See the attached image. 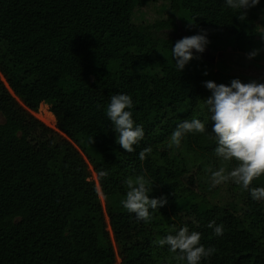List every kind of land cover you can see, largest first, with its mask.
<instances>
[{
	"label": "trees",
	"instance_id": "1",
	"mask_svg": "<svg viewBox=\"0 0 264 264\" xmlns=\"http://www.w3.org/2000/svg\"><path fill=\"white\" fill-rule=\"evenodd\" d=\"M158 2L165 19L137 20ZM238 15L225 0H0V264H186L155 243L184 226L216 249L200 264H264V201L232 182L226 202L205 198L189 185L183 156L229 167L215 156L203 82L251 80L194 51L179 72L178 40L162 35L179 21L187 36L206 30V48L248 54L259 49L264 0L245 21ZM118 93L131 96L126 110L144 129L135 150L152 148L143 161L116 143L106 116ZM41 103L54 127L35 116ZM194 118L206 132L168 147L177 125ZM136 175L153 181L150 198H167L148 223L120 204ZM251 186L264 187V176ZM212 220L222 236L207 227Z\"/></svg>",
	"mask_w": 264,
	"mask_h": 264
},
{
	"label": "clouds",
	"instance_id": "2",
	"mask_svg": "<svg viewBox=\"0 0 264 264\" xmlns=\"http://www.w3.org/2000/svg\"><path fill=\"white\" fill-rule=\"evenodd\" d=\"M259 3L260 0H225L226 6L237 12L238 19L242 22L247 18V10ZM260 35L264 37V33ZM208 43L207 32L203 29L199 34L176 41L172 47L176 69L182 71L194 58L193 50L203 53ZM259 51L260 49H254L248 53V58L255 57ZM203 83L211 93L203 100L210 113L211 134L216 140L215 156L229 165L210 170L211 185L215 187L232 182L248 191L253 200L264 201V187L251 186L255 179L264 176V83L255 80L244 83L239 79H233L230 86L211 80ZM132 107L131 96L118 93L110 97L105 109L116 133V143L128 153L135 151L134 145L145 135L143 127L135 124L132 112L126 110ZM205 132L206 125L200 119L184 120L171 133L169 147H179L187 133ZM151 152V147L143 148L139 152V159L143 161ZM107 175L106 171L100 172L101 177ZM125 184L127 191L120 204L129 213L135 214L139 221L151 222L150 210H158L167 203L165 196L149 197L154 183L144 175L129 177ZM207 227L213 229L215 236L224 234L223 224L217 225L215 220L210 221ZM200 240L199 232L190 231L184 226L175 234H168L155 243L160 247L167 245L170 252L177 254L175 258L179 261L200 264L202 258H208L216 251L214 247L206 248L200 244Z\"/></svg>",
	"mask_w": 264,
	"mask_h": 264
},
{
	"label": "rangeland",
	"instance_id": "3",
	"mask_svg": "<svg viewBox=\"0 0 264 264\" xmlns=\"http://www.w3.org/2000/svg\"><path fill=\"white\" fill-rule=\"evenodd\" d=\"M163 3H157L155 5L143 7L136 12L137 20H148L150 22L165 19L167 17V11L164 9ZM257 41L259 42V55L257 58H248V54L237 49H234L231 44H225L223 47L206 48L203 53H199L208 61L213 60L211 63H215L217 60L222 61L228 67V72L232 74H238L248 77L251 81L264 83V37L260 34L264 33V20L260 18L257 21ZM162 35L174 37L177 40L187 36L184 29L179 25V21H176V28L164 30ZM196 52L195 50H193ZM198 53V52H197ZM35 116L43 123L50 127L55 126L54 115L49 111L48 105L41 103L38 107ZM170 138L167 140V146L169 147ZM176 147V146H172ZM181 148V146L177 147ZM182 149V148H181ZM135 152H140L137 149ZM187 167L189 169V175L193 177L189 185L205 198L214 202H226L229 200L226 195V183L213 187L210 182V170H215L212 165L207 162V159L201 154L184 153ZM94 177V176H93Z\"/></svg>",
	"mask_w": 264,
	"mask_h": 264
},
{
	"label": "water",
	"instance_id": "4",
	"mask_svg": "<svg viewBox=\"0 0 264 264\" xmlns=\"http://www.w3.org/2000/svg\"><path fill=\"white\" fill-rule=\"evenodd\" d=\"M212 60H213V58H212ZM212 60H211V61H212Z\"/></svg>",
	"mask_w": 264,
	"mask_h": 264
}]
</instances>
